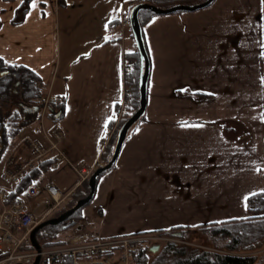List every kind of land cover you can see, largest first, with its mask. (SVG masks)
Segmentation results:
<instances>
[{"label":"crops","instance_id":"0c3cea01","mask_svg":"<svg viewBox=\"0 0 264 264\" xmlns=\"http://www.w3.org/2000/svg\"><path fill=\"white\" fill-rule=\"evenodd\" d=\"M135 2L36 0L32 7V0H0V58L21 66L0 68L6 81L0 121L18 116L0 154V188L27 210L40 213L48 195L16 192L20 179L2 175L7 158L15 166L31 161L23 174L51 160L34 179L42 187L51 177L68 195L84 179L67 162L101 163L110 125H117L124 57L135 51L130 29L117 24ZM142 32L150 61L144 118L99 180L96 212L85 205L81 220L56 239L87 230L113 236L190 229L244 217L250 214L245 198L264 192V0H214L194 11L157 14ZM26 73L37 78L41 96L61 99L59 108L29 103ZM55 128L67 160L58 159L57 169L53 159L35 161L24 141L27 136L46 149ZM4 244L0 255L11 248Z\"/></svg>","mask_w":264,"mask_h":264},{"label":"built area","instance_id":"2783aa9c","mask_svg":"<svg viewBox=\"0 0 264 264\" xmlns=\"http://www.w3.org/2000/svg\"><path fill=\"white\" fill-rule=\"evenodd\" d=\"M129 24V20L126 18L120 20L117 25L121 28H127ZM131 93L132 88L130 84L125 82L123 68L121 97L114 107L116 124H118L124 110L131 102ZM28 101L39 107V110H45L52 107L53 103L60 104L61 99H52L48 95H36L28 99ZM52 136L54 140L49 139L50 144L46 149L27 136L24 137V141L31 146L35 161L53 159L51 167L55 169L57 168L58 159H66L58 148V142L62 138L61 131L56 128L53 129ZM51 150H55L56 154L51 155ZM67 164L79 174L81 179H85L98 165V162L85 168L68 162ZM30 165L32 163L28 161L25 165L15 166L11 158H7L2 175L7 179L18 181L25 170L24 168ZM42 191H45L48 197L42 200L45 203L44 210L36 213L33 210H27L22 199L10 198L9 193L5 189L0 188V244L8 243L11 245L10 249L0 255V264L31 263L34 260L37 254L36 250L32 247L30 249L25 248L26 245H30V231L37 223L57 211L64 198L68 195L59 189L51 177L42 187L36 179H32L26 187V192L30 196H35ZM144 234L127 233L103 236L95 231H83L82 233L71 235L63 243L42 247L38 264L63 263L65 258H70L73 264H134L135 256L159 240L157 239L159 235Z\"/></svg>","mask_w":264,"mask_h":264},{"label":"trees","instance_id":"16d2710c","mask_svg":"<svg viewBox=\"0 0 264 264\" xmlns=\"http://www.w3.org/2000/svg\"><path fill=\"white\" fill-rule=\"evenodd\" d=\"M146 1H149L150 3H153L154 5L159 6V7H167L173 4H177V3L193 4V3H198L204 0H146ZM178 12H183V11H178ZM155 15L157 14L151 11H148L145 9L140 10L138 16H139V21H140L141 26L143 27V25ZM130 36L132 37L131 31H130ZM145 46H146V43H145ZM125 55H126V58L127 56L137 58L135 59L136 60L135 64H132V65L126 64L125 69H124L125 80L127 83L132 85L131 86L132 88L131 102L127 105L126 109L124 110L114 130V133L111 139L109 140L108 144L105 147V150L103 151V154L101 157V164L105 162L107 157L112 152L113 145H114V138H115V135L117 134L118 128L138 106V97H139L138 75H139V64H140L139 58H138L139 54H138V51L135 50L134 52L126 53ZM20 67H21L20 65L7 64L4 60L0 58V68L2 69L13 70V69H17ZM36 81H37V78L33 76L32 81L29 86V90L25 93L26 98L40 95L39 88L35 85ZM5 82L6 81L0 79V93L3 91ZM186 92L188 91L187 90L179 91V93H182V94ZM197 94H200V93H197ZM202 94L203 93H201L200 96H204ZM115 117H116V114H115ZM143 118H144V115L140 117L129 128V130L132 127H134L138 121H140ZM17 119H18L17 113H12V114H9V116H7L5 122L0 121V154L4 148V144H5L4 142L6 141V139L12 134H14L17 129V125H18ZM50 162L51 160L42 161L38 165H36L34 168L29 170L27 173L23 174L16 188V192L23 191L28 186V184L31 182V180L36 178ZM114 165L115 163L112 165L110 169L103 172L99 176L97 180V184L102 176H104L106 173H108L110 170L114 168ZM84 188L86 189L88 188L87 179H84L82 184L76 188V190L71 195V197H69L68 200H66L64 204H62L61 208L57 211V214L67 209L68 207L72 206L78 198L86 195L88 191H85ZM9 197L14 198L10 194H9ZM93 198L89 201V203L93 201ZM82 208L75 211L68 219L64 220L63 222L57 225H47L41 228L37 232V239L42 245V247H48V246H52V245L65 242L68 238L65 240H60V239H56V236L59 232L67 228H70L71 226L75 225L77 222L81 220L82 218L81 209ZM246 208L250 214L244 217L231 218V219H226V220L217 221V222L201 223V224L196 225L195 228H198L199 230H202L204 232H210L214 235L220 234V235L229 236L231 239V242L230 244L226 246V248L229 250L238 249V250L244 251V250H250L252 248L259 247L264 242V192H259V193H254L252 195H249L246 199ZM186 228H187L186 226H173L169 228L157 229V230H152V231H140V232H135V233H147V232L152 233L153 232V233L166 234V235L179 233L178 236H181L182 231L185 230ZM25 248L30 249L31 246L28 244L26 245ZM146 250L147 249H144L142 253L135 256L134 264H145ZM180 252L183 253L182 250ZM254 261H255V257L253 255H243V254H236L232 252L221 253V252H216L214 250H202V251L193 252L189 255L178 258L177 260L173 262V264H253ZM63 264H73V263L70 258H65L63 261Z\"/></svg>","mask_w":264,"mask_h":264},{"label":"water","instance_id":"95a60500","mask_svg":"<svg viewBox=\"0 0 264 264\" xmlns=\"http://www.w3.org/2000/svg\"><path fill=\"white\" fill-rule=\"evenodd\" d=\"M214 0H204L198 3L193 4H184V3H177L167 7H159L150 3L148 1H140L135 3L129 12V22H130V29L133 36V39L136 44V49L139 54L140 59V71L138 75V106L137 108L127 117V119L120 125L117 130L115 142L113 145V149L111 155L106 163L97 166L88 176L87 183H88V192L86 195L78 198L75 203L68 207L67 209L63 210L59 214L48 217L39 223H37L29 233V242L30 246L34 248L37 252L34 260L31 263H22L16 262L13 264H38L40 260V252L42 249V245L37 239V232L47 226V225H57L64 220L68 219L75 211L82 208L84 205L89 203V201L93 198L95 191L97 180L99 176L110 169L112 165L116 162L120 150L123 146L125 141L127 132L129 128L145 114L146 104H147V84L149 78V71H150V61L148 51L145 46V41L142 32V26L139 21V11L142 9L151 11L155 14H168L174 13L178 11H194L203 7L208 6ZM37 110V107H35ZM52 111V108H49ZM175 235H179V233H174ZM160 248V244H153L149 247V250L152 252H156Z\"/></svg>","mask_w":264,"mask_h":264},{"label":"rangeland","instance_id":"374dc122","mask_svg":"<svg viewBox=\"0 0 264 264\" xmlns=\"http://www.w3.org/2000/svg\"><path fill=\"white\" fill-rule=\"evenodd\" d=\"M137 1L138 0H136V2ZM144 1H146V0H144ZM127 29H130V27L128 26ZM129 31H131V30H129ZM133 42H134L133 45L135 46V50L137 51L134 39H133ZM138 58H139V55H138ZM135 59H137V58L131 57V56H127V58H126V55H125L124 62H123V68L125 69L126 64H128V65L135 64L136 63ZM139 63H140V59H139ZM17 69H20V68H17ZM139 71H140V64H139ZM24 76L26 79L30 78V80L32 81L33 76L31 75V73H26ZM125 82H126V80H125ZM37 83L38 82L36 81V83H35L36 86L38 85ZM38 96H41V94ZM32 97H35V96H32ZM30 98L31 97H29V99ZM59 107H60V104H58L56 106V108H59ZM116 126H115V124L111 125V127L109 129L110 134L112 133V131L114 133ZM113 133H112V135H113ZM115 138H116V135H115ZM115 138H114V142H115ZM50 140H54V137L51 136ZM49 144H50V141H49ZM110 155L107 157V159L105 160L104 163L107 162ZM33 156H35V155L33 154ZM104 163H102V164H104ZM102 164L98 161V165H96L95 168L99 165H102ZM88 176H86L85 179H88ZM108 184H109V179L104 181L103 186L105 187ZM84 189H85V191H88L87 190L88 188L87 189L84 188ZM73 193H71L67 197H65L63 201L68 200V198L71 197V195ZM104 193L106 195V191ZM99 199L100 198H98V202L100 201ZM61 204H64V202H62ZM84 209H86L85 211L88 210V212H90V213H95L96 212V205L94 204V201L91 202L90 204L86 205V207ZM55 215H57V211H54L48 217H52ZM39 216H41V215H39ZM133 233H135V232H133ZM147 233L148 234L145 233L144 235H149V234L159 235V237H157V239H159L158 242H155L153 244H160V248L156 252H152L149 249L146 250V253H145L146 254V262H145V264H173V262L175 260H177L178 258L189 255L193 252H199L202 250H214L216 252H221V253L232 252V253H236V254L253 255L255 257V261L253 262V264H264V242L259 247L252 248L250 250H244V251L238 250V249L237 250H229L226 248V246L228 244H230V242H231V239L229 236L220 235V234L214 235L210 232H204V231L199 230L198 228H195V227L190 228V229L186 228L185 230L182 231L181 236H178L175 234H168V235L158 234V233H153V232L152 233L147 232ZM153 244H151V245H153ZM4 247L10 248L11 245L10 244H4ZM181 250L183 251V253L180 252Z\"/></svg>","mask_w":264,"mask_h":264},{"label":"snow or ice","instance_id":"6c2138e0","mask_svg":"<svg viewBox=\"0 0 264 264\" xmlns=\"http://www.w3.org/2000/svg\"><path fill=\"white\" fill-rule=\"evenodd\" d=\"M36 6V0H32V7H35ZM247 199V198H245Z\"/></svg>","mask_w":264,"mask_h":264}]
</instances>
